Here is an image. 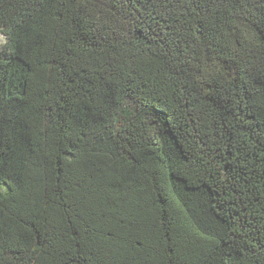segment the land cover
Listing matches in <instances>:
<instances>
[{"label":"trees","instance_id":"obj_1","mask_svg":"<svg viewBox=\"0 0 264 264\" xmlns=\"http://www.w3.org/2000/svg\"><path fill=\"white\" fill-rule=\"evenodd\" d=\"M0 27V264H264V0H0Z\"/></svg>","mask_w":264,"mask_h":264},{"label":"snow or ice","instance_id":"obj_2","mask_svg":"<svg viewBox=\"0 0 264 264\" xmlns=\"http://www.w3.org/2000/svg\"><path fill=\"white\" fill-rule=\"evenodd\" d=\"M12 47L11 38L8 36L5 28L0 27V66L6 65L9 58V49ZM261 87H264V85H261ZM125 104L130 105L132 108H134L136 111H139V101L132 97L131 95L127 98L125 101ZM120 127H123V124H120ZM87 137H85L86 139ZM262 146H264V142H262ZM76 148V145L72 144L71 141H69V146L65 148V156L68 157V159L65 161V167H73V161L75 160V154L73 152V149ZM78 151V149H77ZM264 163V159L261 161ZM250 181H252L256 186L259 188L260 183H264V174L261 175L260 182H257L254 177H248ZM11 180V174L6 172V169L3 166L2 160H0V195L7 193L9 191V181ZM2 199H0V203H2ZM168 240H171V237L169 236L167 238ZM79 242H77L78 244ZM140 243V247H143V243ZM76 251H80L79 248L76 249ZM67 252L69 253L68 256V264H76V262L80 259L79 256H76L73 253V248L69 247L67 249ZM81 255H84L83 252H81ZM90 259V257H85L84 264H87V260Z\"/></svg>","mask_w":264,"mask_h":264}]
</instances>
